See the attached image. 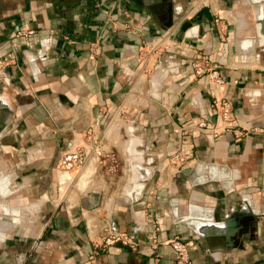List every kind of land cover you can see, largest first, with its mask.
I'll return each instance as SVG.
<instances>
[{"label": "crops", "instance_id": "obj_1", "mask_svg": "<svg viewBox=\"0 0 264 264\" xmlns=\"http://www.w3.org/2000/svg\"><path fill=\"white\" fill-rule=\"evenodd\" d=\"M256 6L0 0V58L15 56L0 67V264H177L167 242L176 237L189 242L193 264H264V34ZM22 27L36 33L14 36ZM163 36L161 53L141 59L143 41ZM202 57L218 66L223 84L195 73ZM213 87L232 101L241 137L193 124L215 121ZM129 125L150 160L135 198L122 178ZM90 128L119 170L106 182V165L92 162L83 189L69 185L58 162ZM183 137L195 157L180 168L171 157ZM233 209L242 227L229 235L224 217ZM108 228L133 234L139 248L115 243L96 253Z\"/></svg>", "mask_w": 264, "mask_h": 264}, {"label": "built area", "instance_id": "obj_2", "mask_svg": "<svg viewBox=\"0 0 264 264\" xmlns=\"http://www.w3.org/2000/svg\"><path fill=\"white\" fill-rule=\"evenodd\" d=\"M221 18L216 19V24L219 26ZM220 30H225L221 28ZM36 33L35 29L22 27L14 32L16 37L29 38ZM166 37H161L154 42L148 43L143 41L144 46H149L146 51H141V59H149L154 53H161L162 43ZM15 58L12 53H8L4 57L0 58V67L3 64H8ZM195 73L197 75L206 74L209 77L212 85H221L224 83V76L220 73L218 66L214 65L210 67L208 60L205 57L199 58L193 62ZM212 108L216 113L215 121H209L205 118H201L197 122H194L195 126L200 129L201 132L207 133L213 136H218L224 131H231L236 137H241L244 134L243 129L239 128L236 124L234 116V109L232 101L224 96L220 95L215 88H211ZM194 144L188 137H183L177 146L176 153L171 157V162L176 163L178 166L184 167L188 161L194 159ZM92 162H96L99 165H106L108 171L114 172L118 168V160L113 151L106 150L100 141L99 136L93 129H87L81 137L73 139L67 150L64 151L59 159L58 166L60 169L68 172L81 171L85 167L89 166ZM155 242L157 241L156 235L151 237ZM169 243L175 250V259L177 264H193L189 256V242L176 238L168 239ZM115 243H121L124 246H128L133 250H137L140 246V241L131 233L113 230L108 228L100 240L94 243L96 253H99L103 249L114 245Z\"/></svg>", "mask_w": 264, "mask_h": 264}, {"label": "water", "instance_id": "obj_3", "mask_svg": "<svg viewBox=\"0 0 264 264\" xmlns=\"http://www.w3.org/2000/svg\"><path fill=\"white\" fill-rule=\"evenodd\" d=\"M160 1H167V0H160ZM252 2L256 6L257 14L259 17L258 24L260 26L261 32L264 34V17L259 15V8H261L262 4H264V0H252ZM4 128V123L0 120V132ZM128 132L130 134V139L128 142V152L130 153V158L133 157V165L135 167L134 172H132L131 177L128 179L130 181L129 185L127 186V194L131 198H135L137 194L141 191L143 186V181L149 176L150 169L146 166L144 163L145 161H148L149 159L144 156V143L140 140V137L138 134L133 133L136 132V128L133 125L128 126ZM138 146H141L142 148H138ZM141 152L137 153V152ZM150 161V160H149ZM139 184V187L137 188ZM240 213L237 212L236 209H233L231 213L227 214L224 217L225 224L224 227H227V233L229 235H234L239 232V228L242 225V218L239 221L238 216ZM242 227V226H241Z\"/></svg>", "mask_w": 264, "mask_h": 264}, {"label": "rangeland", "instance_id": "obj_4", "mask_svg": "<svg viewBox=\"0 0 264 264\" xmlns=\"http://www.w3.org/2000/svg\"><path fill=\"white\" fill-rule=\"evenodd\" d=\"M121 133L124 134V129L121 131ZM133 133L137 134V132H133ZM125 134H129L128 129L126 130ZM127 138H129V137H127ZM138 148H142V147L138 146ZM126 158H127V167H128V169H127L126 173L123 175L122 178H125V180H128L131 177L132 172H134L135 167H134L133 162H132L133 161L132 159H134V158L133 157H131V158L130 157H126ZM125 163H126V160H125ZM93 167H94L93 165H89V167L87 166L84 169H82L81 171H73L72 173H70L69 185H75L76 187H83L84 186L83 189H85V188L87 189L88 186L90 185V180L93 178V176L95 174V173L92 172ZM95 167H97V169L100 168V167H98L97 164H96ZM90 168H91V170H90V172H88V170ZM95 170H96V168H95ZM101 170H103V172H104V173L101 172V175H102L101 179H105V181L107 182V181L110 180L108 178V176L112 175V173H114V172L117 173L118 170H119V167L114 172L108 171L106 168H102ZM84 174H85V176H84ZM83 176L85 177V179H84ZM81 179H82V181H81Z\"/></svg>", "mask_w": 264, "mask_h": 264}, {"label": "bare ground", "instance_id": "obj_5", "mask_svg": "<svg viewBox=\"0 0 264 264\" xmlns=\"http://www.w3.org/2000/svg\"><path fill=\"white\" fill-rule=\"evenodd\" d=\"M140 81H141V80H140ZM140 81H139V82H140ZM141 82H142V81H141ZM126 100H127V99H126ZM137 153H138V152H137ZM91 164H92V163H91ZM90 170H91V168L88 170V172H90ZM84 176H85V174H84ZM84 176H83V177H84ZM83 177H82V178H83ZM84 179H85V177H84ZM81 181H82V179H81ZM81 181H80V182H81Z\"/></svg>", "mask_w": 264, "mask_h": 264}]
</instances>
